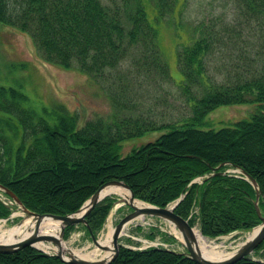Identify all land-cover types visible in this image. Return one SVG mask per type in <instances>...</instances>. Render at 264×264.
<instances>
[{"label":"trees","instance_id":"16d2710c","mask_svg":"<svg viewBox=\"0 0 264 264\" xmlns=\"http://www.w3.org/2000/svg\"><path fill=\"white\" fill-rule=\"evenodd\" d=\"M149 1L154 21L143 0H132L124 9L102 0H0V23L28 33L44 60L76 68L95 80L132 55L168 75L157 19L172 13L178 0ZM234 6L231 19L202 24L199 36L177 44L180 85L192 104L191 113L174 122L157 124L147 115L126 113L129 101L113 98L108 117H92L78 125L76 115L61 110L50 124L27 103L20 88L0 84V184L38 213L74 212L102 183L120 179L147 203L166 206L180 198L174 211L190 225L197 223L209 238L260 223L253 185L244 174L226 169L240 167L255 178L264 213V0H234ZM244 36H255L247 40L254 46L246 47ZM218 50L230 57L221 80L206 73L207 58ZM247 102L258 104L249 118L218 129L200 128L216 106ZM160 126L168 129L121 155L125 138ZM115 199L106 195L86 216L93 233L101 228ZM10 212L0 199V218ZM73 229L74 225L66 226L64 237ZM156 231L148 236L154 238ZM163 236L166 242L176 239ZM263 247L264 240L256 249ZM0 264L72 263L26 246L0 252ZM108 264L199 263L162 245H121ZM231 264L264 260L244 257Z\"/></svg>","mask_w":264,"mask_h":264},{"label":"rangeland","instance_id":"374dc122","mask_svg":"<svg viewBox=\"0 0 264 264\" xmlns=\"http://www.w3.org/2000/svg\"><path fill=\"white\" fill-rule=\"evenodd\" d=\"M102 1L121 9L132 2V0ZM143 2L148 10L149 20L154 21L155 11L151 9L153 3L149 0ZM234 8V0H178L172 13L157 19L159 49L167 65L168 75L159 73L151 64L144 63L142 59L136 60L132 55L116 69L108 71L105 77L96 80L76 68L66 69L44 60L28 33L0 23V84L20 88L27 95V103L50 124L55 121L56 113L61 110L76 115L78 125L92 117H108L113 113V98H125L129 101L130 108L124 109L126 113L147 115L157 124L174 122L175 119L189 115L192 104V100L188 99L180 85L182 74L177 62V44L199 36L198 27L202 24L209 26L218 18L231 19ZM251 37L244 36L246 47L253 45L252 42L247 44L248 39H255V36ZM207 59L206 73L221 80L224 77V69L229 65V54L224 50H218ZM190 90L195 94L194 86L190 87ZM257 107L256 102L220 104L207 113L209 122L200 128L218 129L232 125L240 119L249 118ZM167 129L168 127L160 126L143 134L125 138L122 141L121 155L133 147L154 140ZM228 170L235 171L233 168ZM109 195L118 198L116 193ZM2 198L10 205V213L18 211L16 210L18 205L14 201ZM130 209L125 203L120 205L114 203L96 237H100L108 222L115 225ZM20 218L9 216L0 218V222L5 228H11ZM139 226L141 228L137 229ZM156 228L159 231L153 232L154 238L148 236V233L155 231ZM87 231L82 224H76L68 236L64 237L63 249L91 250L94 243ZM248 231L250 229H240L207 238L216 242L224 240L226 243H235L243 241ZM164 233L173 235L176 239L166 242L163 239ZM227 235L228 239H224ZM146 240L160 241L158 243L177 251L185 250L180 236L170 229V223L153 215H146L145 218L130 223L119 237L122 245L141 248L147 247ZM45 251L53 252L52 249ZM251 256L264 260V247L260 250L255 249Z\"/></svg>","mask_w":264,"mask_h":264},{"label":"water","instance_id":"95a60500","mask_svg":"<svg viewBox=\"0 0 264 264\" xmlns=\"http://www.w3.org/2000/svg\"><path fill=\"white\" fill-rule=\"evenodd\" d=\"M222 164V163H221ZM216 166L214 169L218 168ZM235 170L243 173L245 177L250 181L255 189V199H254V207L256 213L260 219V223L253 226L250 231H253L254 228H257L254 232H251L235 249L231 252L226 254L225 256L217 259H210L201 254L199 251L194 236V227L189 224L188 220L181 215L177 214L174 211V207L179 201L180 198L176 199L172 204L166 206H157L151 203H147L148 205L143 208H137L128 203L131 210L125 213L114 225L113 236H112V246H107L99 243L98 238L92 232L91 228L88 225L86 216L90 212V210L94 207V205L100 201L104 196L108 195L103 194L102 190L104 187L108 185H119L127 188L130 192V199L136 198L134 196V192L130 188V186L123 180L120 179H110L102 183L88 198L87 200L74 212L67 213V214H53V213H38L28 209L20 200V198L9 188L0 184V189L4 191L7 195H9L14 202L18 205V208H22V210L27 215L36 216V225L34 229L27 235L19 237V239L10 241V242H0V252H14L26 246H33L44 253L47 254H55L58 258L62 261L69 262L72 264H108L111 262L118 254L119 246L121 243L118 241L119 236L121 235L122 229L125 225L130 222L133 218H135L141 211L148 215H154L159 218H163L167 220L169 223L173 224V226L178 230L181 236V242L185 247V251L183 253L196 261L199 264H231L234 263L244 257H249V255L256 249L259 244L264 239V213L260 210L258 199L261 195V190L258 186L257 181L251 175H249L244 169L240 167H234ZM219 173V172H216ZM214 173H210L212 175ZM119 199H116L115 203L118 202ZM144 202V201H143ZM11 216V213L9 214ZM43 216H50L55 219L61 220V227L59 232V237L63 239L64 237V229L67 225H73L77 223H83L88 228L90 232V237L92 242L99 248L103 250H110V253L106 256L94 258V259H87L80 256H73L69 254V257H65L62 255L60 250H53V252H47L44 249L35 246L33 242L38 240H43L46 242L55 243L57 246H60V239L52 234L48 233H40L38 230L39 221Z\"/></svg>","mask_w":264,"mask_h":264},{"label":"bare ground","instance_id":"6f19581e","mask_svg":"<svg viewBox=\"0 0 264 264\" xmlns=\"http://www.w3.org/2000/svg\"><path fill=\"white\" fill-rule=\"evenodd\" d=\"M103 194L107 193H116L118 195V202H116L117 205H120L122 203H125L128 205L131 204L133 206H136L137 208L143 209L148 204L146 202H143L142 200L138 198L130 199V192L127 188L119 185H108L103 188L102 190ZM16 212L11 213V216H20V220L15 223V225L11 228H5L4 225H2V222H0V242H10L19 239V237L29 234L36 225V216L33 215H27L22 208H16ZM148 215L144 213V211H141L135 218H133L130 222H128L127 225H129L132 222L139 221L145 216ZM61 227V220L55 219L50 216H43L39 221V227L38 230L40 233H48L52 234L56 237H59ZM124 227V228H125ZM123 228V230H124ZM170 229L178 236H180L178 230L173 226V224L170 223ZM257 228H254L253 231H248L245 235V238L251 234V232H254ZM113 230L114 225L111 222H108L105 228L102 230V233L100 237H98L99 243L107 246H112V236H113ZM123 230L121 233H123ZM194 236H195V242L196 245L201 252V254L207 258L210 259H217L225 256L229 252H231L233 249H235L242 241L238 242H231L226 243L224 240H221L219 242H216L214 239H209L201 234L199 229L194 227ZM228 236H225L224 239H228ZM181 237V236H180ZM244 238V239H245ZM60 239V246H57L55 243L52 242H46L43 240H38L33 242L35 246H38L44 250L52 249V250H60L62 255L65 257H69V254L73 256H80L87 259H94L102 256H106L110 253V250H103L99 247H97L94 244V247L91 250L83 251L78 249H67L66 251L63 249L64 239ZM243 239V240H244Z\"/></svg>","mask_w":264,"mask_h":264}]
</instances>
